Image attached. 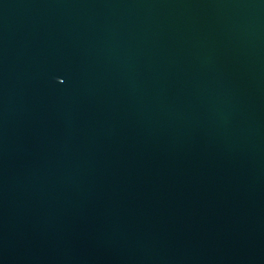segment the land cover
<instances>
[{"label": "water", "instance_id": "95a60500", "mask_svg": "<svg viewBox=\"0 0 264 264\" xmlns=\"http://www.w3.org/2000/svg\"><path fill=\"white\" fill-rule=\"evenodd\" d=\"M0 264H264V0H0Z\"/></svg>", "mask_w": 264, "mask_h": 264}]
</instances>
